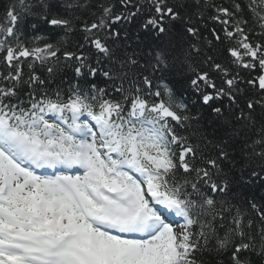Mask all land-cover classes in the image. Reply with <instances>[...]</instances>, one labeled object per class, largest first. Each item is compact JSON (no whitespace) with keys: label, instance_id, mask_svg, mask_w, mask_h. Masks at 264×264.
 <instances>
[{"label":"snow or ice","instance_id":"6c2138e0","mask_svg":"<svg viewBox=\"0 0 264 264\" xmlns=\"http://www.w3.org/2000/svg\"><path fill=\"white\" fill-rule=\"evenodd\" d=\"M0 264H264V0H6Z\"/></svg>","mask_w":264,"mask_h":264},{"label":"trees","instance_id":"16d2710c","mask_svg":"<svg viewBox=\"0 0 264 264\" xmlns=\"http://www.w3.org/2000/svg\"><path fill=\"white\" fill-rule=\"evenodd\" d=\"M6 2V0H0V11H2L3 4Z\"/></svg>","mask_w":264,"mask_h":264}]
</instances>
